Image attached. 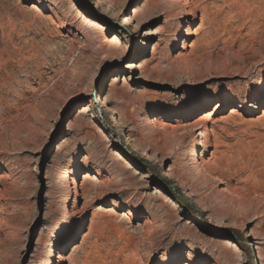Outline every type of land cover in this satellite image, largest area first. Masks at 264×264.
<instances>
[{
	"label": "rangeland",
	"instance_id": "rangeland-1",
	"mask_svg": "<svg viewBox=\"0 0 264 264\" xmlns=\"http://www.w3.org/2000/svg\"><path fill=\"white\" fill-rule=\"evenodd\" d=\"M263 82L264 0H0V264H264Z\"/></svg>",
	"mask_w": 264,
	"mask_h": 264
},
{
	"label": "bare ground",
	"instance_id": "bare-ground-1",
	"mask_svg": "<svg viewBox=\"0 0 264 264\" xmlns=\"http://www.w3.org/2000/svg\"><path fill=\"white\" fill-rule=\"evenodd\" d=\"M193 1V0H192ZM190 14V13H189ZM194 15V14H193ZM79 18H80V24H82V25H86V26H89V27H91L92 29H98L100 26L96 23V21L94 20V19H92L90 16H87V15H85V14H81L80 16H79ZM101 29V28H100ZM104 48V47H103ZM263 85H264V82H263ZM263 90H264V87H263ZM254 95L253 94H250L248 97H246L245 99H242V100H237V99H234L233 100V102H235L236 103V105L234 106V107H231L232 109H230L231 111H230V113L231 114H234V113H236L237 111H236V108H238V107H244V106H246V102L247 101H249V102H251V100H253V97ZM241 102V103H240ZM262 104L264 103V101H262L261 102ZM215 104H217V106L214 108V110L213 111H211V113H208V115H206V116H210V115H212V112H216L219 108H221V104L218 102V103H215ZM222 118V117H221ZM223 120V119H222ZM206 149H208V144H207V141H205L204 143H203V145H202V151H201V153L199 154V158H201V165L203 166V165H205V159L203 158V156H204V151H206ZM187 252L189 253V254H192V253H194V252H198V253H203V252H206L207 250H214V248L213 247H208V246H206V247H204V246H202V247H196V246H194V245H189V247H187ZM188 262H190V261H188Z\"/></svg>",
	"mask_w": 264,
	"mask_h": 264
},
{
	"label": "trees",
	"instance_id": "trees-1",
	"mask_svg": "<svg viewBox=\"0 0 264 264\" xmlns=\"http://www.w3.org/2000/svg\"><path fill=\"white\" fill-rule=\"evenodd\" d=\"M252 259H254V260H255V256H253V255H252Z\"/></svg>",
	"mask_w": 264,
	"mask_h": 264
}]
</instances>
